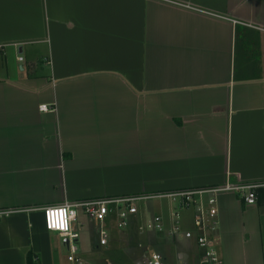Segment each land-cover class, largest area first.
Segmentation results:
<instances>
[{
  "label": "crops",
  "instance_id": "1",
  "mask_svg": "<svg viewBox=\"0 0 264 264\" xmlns=\"http://www.w3.org/2000/svg\"><path fill=\"white\" fill-rule=\"evenodd\" d=\"M0 55V264H69L44 206L264 183V0H0ZM216 198L224 264H264V197ZM136 207L105 246L79 208L84 264H148Z\"/></svg>",
  "mask_w": 264,
  "mask_h": 264
},
{
  "label": "built area",
  "instance_id": "2",
  "mask_svg": "<svg viewBox=\"0 0 264 264\" xmlns=\"http://www.w3.org/2000/svg\"><path fill=\"white\" fill-rule=\"evenodd\" d=\"M22 60L23 57H19ZM47 105H40L42 111L48 110ZM264 183L226 182L223 185L211 188L189 189L167 192L153 196L167 197L176 201L180 209L194 208V229L183 230L178 222L169 229L171 236L181 234L186 240H194L202 252L201 264H224L223 259L216 248L217 239L214 232L219 228L218 204L216 195L219 192H236L246 204H254L257 201V189ZM148 197L149 196H145ZM142 197V198H145ZM136 196L107 197L92 199L82 202L48 205L42 208L45 228L50 232H56L62 238L68 240L66 260L69 264H84V260L78 255V233L73 227L77 218V210L82 208L96 223L98 228V242L100 246L108 243L110 233L107 229L109 221L114 222L119 229H126L130 223V216L137 213L135 202L142 199ZM12 210L0 211V216L10 213ZM174 218L179 217L176 211L172 213ZM147 231L162 232L165 225L160 216H153L145 222ZM110 264V263H108ZM148 264H167L162 253L152 250L149 252Z\"/></svg>",
  "mask_w": 264,
  "mask_h": 264
},
{
  "label": "rangeland",
  "instance_id": "3",
  "mask_svg": "<svg viewBox=\"0 0 264 264\" xmlns=\"http://www.w3.org/2000/svg\"><path fill=\"white\" fill-rule=\"evenodd\" d=\"M2 63H4V55H0V64H2ZM21 64H24V63L21 62ZM35 64L37 66H38V64H43V66H41V67L38 66V69L45 68L44 63H42L41 61L36 62ZM164 201L168 202L170 209H171V213H174L176 211L179 213V217L173 218V220H175V219L179 220L180 214L185 211V208L180 209L178 207L177 202L172 201L169 198H167V199H165V198L164 199H161V198L160 199H149V200L143 199L140 201H136L135 203L140 208L141 212L145 214L146 218H148V217L151 218V216H154L155 214H159V213H157V210H159V208H158V205H156V204H158L160 202H164ZM77 212H78V217L80 219L81 218V210L78 209ZM148 219H146L145 221L143 220V224H141V225H143V229L145 228L144 227L145 222ZM180 224H181L180 226L183 230H185V228L188 227L186 224L182 223V221L180 222ZM111 225H114V223L112 221H109L108 227H107V229L109 231L111 230L110 229ZM134 225H135V223L131 224V220H130L128 228L129 229L133 228ZM168 232H169V229H167L166 227L164 228V230L162 232H159L157 234V236L159 235L158 236V244L152 246L153 249L158 250V251L162 252L164 255H166L168 264H184L183 262L180 263V261H179L180 259L178 258L177 251H182L185 253H187L189 251V252H191L190 256H193V257L197 253H199V249L196 246L191 245V243H193L192 241L184 239L181 236V234H177L176 236L173 237V236L169 235ZM53 233H56V232H53ZM138 249H139L138 251H143V249H146V248L145 247H139ZM62 252H63V254L67 255V251L65 250V248H63ZM188 257L186 258V261H187ZM194 261H195V259H194ZM193 264H194V262H193Z\"/></svg>",
  "mask_w": 264,
  "mask_h": 264
},
{
  "label": "trees",
  "instance_id": "4",
  "mask_svg": "<svg viewBox=\"0 0 264 264\" xmlns=\"http://www.w3.org/2000/svg\"><path fill=\"white\" fill-rule=\"evenodd\" d=\"M257 196L259 198H263L264 197V189L263 188H258L257 191ZM27 264H40L39 261L37 259H35L32 255V253L28 254V259H27Z\"/></svg>",
  "mask_w": 264,
  "mask_h": 264
}]
</instances>
